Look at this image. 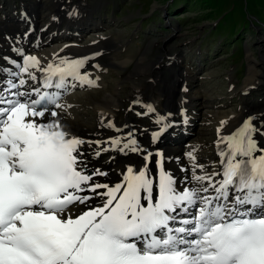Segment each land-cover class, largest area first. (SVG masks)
<instances>
[{
  "label": "snow or ice",
  "instance_id": "snow-or-ice-1",
  "mask_svg": "<svg viewBox=\"0 0 264 264\" xmlns=\"http://www.w3.org/2000/svg\"><path fill=\"white\" fill-rule=\"evenodd\" d=\"M19 55L9 60L17 70L2 69L10 78L0 79V264H264V147L253 139L264 113L218 139L219 170L188 152L182 181L134 130L111 137L96 156L143 153L145 164L127 166L110 184L96 179L107 171L89 167L84 145L92 142L57 118V109L71 107L61 103L65 95L99 77L83 71L86 59L44 67ZM154 155L156 177L148 167Z\"/></svg>",
  "mask_w": 264,
  "mask_h": 264
},
{
  "label": "rangeland",
  "instance_id": "rangeland-1",
  "mask_svg": "<svg viewBox=\"0 0 264 264\" xmlns=\"http://www.w3.org/2000/svg\"><path fill=\"white\" fill-rule=\"evenodd\" d=\"M79 2L82 3V12L78 7L76 12L81 17L72 25L85 23L88 27L84 30L86 32L99 27L94 34L101 35L102 39L97 37L96 45L99 47L95 50L100 52L101 49L100 61L104 64L97 75L99 79L95 90L82 92V95L78 93L74 98L86 124L93 127L95 122L92 99L117 88L119 104L112 114L113 123H127L125 116H131L130 103L139 101L135 105L136 112L132 114L134 118L138 117L139 123H150L148 117L156 115L165 116L168 122L179 119L180 125L191 118L195 125L186 141L206 142L208 148L205 149L211 152L216 143L211 144L207 139L213 141L218 137L214 138L216 124L221 121L230 123V118L219 119L223 114L235 112L240 116L242 113L243 122L249 115L253 116L252 109H248L250 104L246 106L247 100L255 103L254 108L262 109L264 0H0V28L11 25L10 22H3L7 15L15 18L21 12L23 17L29 14L31 19L36 16L40 20L42 10L48 8L54 13L60 4L71 6ZM32 3L40 18L32 13ZM25 6L27 11L21 9ZM54 18L52 16L51 19ZM91 37V33L86 34L83 43L90 44L86 40ZM116 60L125 61V64L116 63ZM248 60L255 64L254 82L244 91L240 88ZM133 70L143 73L130 76ZM186 72L189 75L187 78L184 75ZM126 76L128 79L124 80ZM172 90L175 100L165 104L167 92ZM191 96L196 101L198 112L192 111L193 103L188 102ZM197 96L198 101L194 98ZM151 103L155 106L154 112L147 113V116L137 115L145 111L142 105ZM181 114L184 117L187 114V120ZM151 127L150 132L154 123ZM97 140L89 138L86 141L92 142L91 148L95 150L98 148V145L95 146ZM261 140L264 141V137ZM168 141L176 142L174 139ZM116 153L120 151L112 154ZM132 163L134 166L142 165L140 158Z\"/></svg>",
  "mask_w": 264,
  "mask_h": 264
},
{
  "label": "bare ground",
  "instance_id": "bare-ground-1",
  "mask_svg": "<svg viewBox=\"0 0 264 264\" xmlns=\"http://www.w3.org/2000/svg\"><path fill=\"white\" fill-rule=\"evenodd\" d=\"M23 8H26V6L23 7ZM30 8H31L32 13L33 12L35 13L34 4L33 3H32V5H30ZM78 9H79V12H82V8L80 9L78 7ZM68 12L69 13L73 12V9L68 11ZM5 13H7V12H5ZM1 15H4V13H2ZM35 15H37V14L35 13ZM24 16L25 17H23V16L22 17H15V18H17V19H15V18H12L10 15H7L5 17V19H4V21L3 20L2 21L3 22H10L11 25L3 26L2 27L3 30H9V29L13 28L14 31H16L17 30V26L19 24V23H17V21L25 22L26 20L29 23H33V24L37 25L40 29H44V23L43 22H45V21L42 22L39 19L37 20L36 16L33 19H31L30 18L31 15H29V14H25ZM37 17L40 18L38 15H37ZM26 18H28V19H26ZM70 20H71V18H70ZM73 25H75V29L79 33L83 32L85 29L88 28L85 25V23H78V24L74 23ZM64 30H67V28H64ZM98 30H99V27L98 28L95 27L94 31L90 30V32H96ZM54 32H57V35H62L63 43L68 42L69 39L73 40V41H70V42H75L74 39H78L79 38V34L75 38H68L67 39V36H66V34L64 32H58V31H54ZM47 33H52V32L51 31H47ZM97 37H101V35H99ZM55 41H56V37H53L50 40L49 43H54ZM93 46L94 45H92V43L86 44V45L84 43H82V44L78 43L77 47H72V46L71 47H67L63 52H60V53H61V56H65L67 58H75V57H79L81 55L93 52L94 51L92 49ZM98 47H99L98 44L94 46L95 49H98ZM55 50H56V48H49L47 54H45L44 52H40L41 57H38V58L41 61V65L42 66L45 67L48 64V62H49V60H51V56H53ZM249 57H248V59H249ZM116 63H119V64L123 65V64H125V61H121L120 62L119 60H116ZM254 69H255V64L252 61L248 60V66H247L246 75H245V78H244V80L242 82L240 90L246 91L247 89H249V86L254 82ZM133 71L134 72L130 73V76H133V74L134 75H140V72H142L141 70H133ZM96 75H97V72L96 71H92V73H91L92 79H95ZM184 75H185L186 78L189 77L187 72ZM127 79H128V77L126 76V78L124 80H127ZM29 83H31V81H29ZM118 84H120V83H118ZM171 88H173V87H171ZM118 93H119V91L116 88L113 91H111L110 93L108 92V93L102 94L100 98L98 97V98H93L92 99V104H93L92 109H93L94 115H95V122H94L95 125H93L94 128L92 126H90V125L85 123V121H84V119L82 117L83 113L79 112L78 107H77V103L74 102V98H75L74 94H73L72 97H65L64 98V103H63L65 105H70L71 102H74V103H72L73 106H74V111H73L72 106L71 107H67L66 110H64V112L60 113V116L57 117V118L61 120V123L66 124L68 126V128L75 135L79 136L80 138H83L84 140L85 139L88 140L89 138L98 139V140L99 139H103V138H105L106 136L109 135L107 133V130L109 131V133L113 137H118V136L120 137L121 134L125 133L126 131H127L126 133H128V132H132L134 130V134L137 135L138 138L144 144L147 145L146 140H145V136H147V134H149L150 129L152 127H151V123H139L140 122L139 119L137 120L138 117L134 118V116L132 115V114H134L136 112L135 111L136 110L135 105H137V103L136 104L135 103H130V108L129 107L128 108L131 110V116L129 114H126V116H125L127 123H118L117 124L116 129H120L121 131H116L115 129L110 128V127L107 129L106 124L108 123L109 120L112 121V114L114 113L115 109L117 108V106L119 104ZM174 93L175 92L173 90L167 92L168 96H166L167 100L165 101L166 102L165 104L171 103V102H173V100H175V94ZM198 96L194 97L197 101H198V98H199ZM182 97H187V95H183ZM188 102H192L193 103L192 104L193 105L192 111H197L198 112V108H196V103H195L196 101L194 102L192 96H191V98H190V100ZM247 103L250 104L248 109H252V110H250V112H252L251 114H253L255 116H259L260 114H262L264 112V104H263L262 109H257V108H254V105H255L254 102H252V101L249 102L247 100L246 104ZM248 104L246 106H248ZM160 105H162V104H160ZM151 106H152V108L155 109L154 104H152ZM129 109H127V110L130 111ZM76 110H78V111L76 112ZM145 111H147V108H145ZM156 111L158 113V110H156ZM181 112H183L182 109H181ZM178 113L180 114V112H178ZM77 114H79V116L76 118ZM241 114H240V116L239 115L237 116V114H235V112H231L230 114H223V116L221 118H219V119L220 120H224V119L230 118V123H224L223 125L221 123H217L216 124V126H215V134L216 135H214V138L216 136H218V137L215 138V139L213 138L214 140L212 139L213 141H210L211 144H212V142H216V140H218L220 137H223V135H228L229 133L235 132L241 126V124L243 123L242 119L244 118V116H241ZM186 115H185V117L182 116V114L180 116H182V118L184 120H187L188 116H186ZM153 117H155V116H153ZM163 117L165 118V116H163ZM159 118H160V116L157 115V119H159ZM176 121L180 122L179 119H177ZM182 123H185V121L184 122L182 121ZM126 124H127V126L125 127ZM254 124H256V126L258 128L260 127V123H254ZM218 129H219V132H218ZM204 131H205V129H204ZM262 132H264V128H261L260 132H257V133L253 134V139L256 140V142H257L259 147H264V141L261 140V137H264V135L261 134ZM168 140H169V138L161 139L162 151L164 152L165 155H170L171 157L178 158L177 162H169L168 164H166V161H165V164H166L165 168H167L169 171H171L172 174H174V170L176 168V165L181 166V168L189 167L190 161L187 159V155L186 154L188 152H190L191 148H193V150H195V154L197 156L198 162L201 163V164L206 165L208 171H212L213 169L216 168V158L213 155V153H203V152L199 151L201 148H208L206 146V142L205 143H198V144H190L189 146H184L179 141L178 142H173V141L169 142ZM199 142H202V141H199ZM102 146L103 145H99L98 148L102 147ZM98 148H96L95 150H93V152L91 154H89V152L86 150V149H89V147L84 145V151H85V154H86V158L89 161V165H91V166H98L99 165L105 171H107L109 173V175H110V176L108 175L107 178H111V177L115 178L116 177V171L117 170L121 171L126 165H130V164L133 165L132 161L134 159H139L140 158L141 159V164H143L145 162L144 159H143V153H140V154L135 153V154L129 155L128 153L125 154L123 152L116 153V155L111 153L109 155L110 156V162L102 161V160H95L94 157H93V153ZM150 149L151 148L149 147V150ZM207 151H208V149H207ZM118 158L120 159V161H118ZM152 160H153V157H152ZM151 164H152V161L148 165L149 168H152L153 170H158L157 169V163H154L152 165ZM139 166H141V165H139ZM139 166H137V167H139ZM185 175H186V173L184 172L183 175H182V178L180 180H178V181H182L184 179ZM102 179L105 180L106 182L107 181L109 182V180L106 179V178H102ZM181 186H183V185H181ZM81 207H83V205H81Z\"/></svg>",
  "mask_w": 264,
  "mask_h": 264
}]
</instances>
